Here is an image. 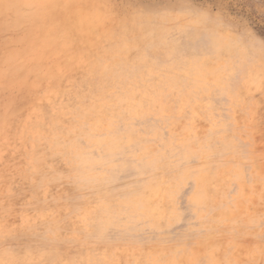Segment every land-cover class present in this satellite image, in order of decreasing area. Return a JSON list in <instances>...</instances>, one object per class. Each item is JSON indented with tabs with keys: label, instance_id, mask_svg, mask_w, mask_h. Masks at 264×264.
Instances as JSON below:
<instances>
[{
	"label": "rangeland",
	"instance_id": "obj_1",
	"mask_svg": "<svg viewBox=\"0 0 264 264\" xmlns=\"http://www.w3.org/2000/svg\"><path fill=\"white\" fill-rule=\"evenodd\" d=\"M1 13L0 264H264V0Z\"/></svg>",
	"mask_w": 264,
	"mask_h": 264
},
{
	"label": "bare ground",
	"instance_id": "obj_2",
	"mask_svg": "<svg viewBox=\"0 0 264 264\" xmlns=\"http://www.w3.org/2000/svg\"><path fill=\"white\" fill-rule=\"evenodd\" d=\"M40 7H41V6H40ZM56 8H57V5H56V4L53 5V6H51V8H50V10H49L50 12H49V13L47 12L48 15H47V14H46V15H47V18L50 16V17H49V22H50V21L54 22V24L52 23V24L54 25V29H53V28H52V29L56 31L55 28L57 27V30H58V32H59L58 25L66 24V22H65L64 20H59V19H57L56 16L58 15V12H57ZM33 10H34V9H33ZM35 10H36V9H35ZM45 11H46V10H45ZM34 13H35V12H34ZM34 13H33V14H34ZM1 14H3V13H1ZM51 14H53V15H51ZM0 16H4V14H3V15H0ZM36 16H37V15H36ZM40 16H41V15H40ZM4 17H5V16H4ZM45 17H46V16H45ZM35 18L38 19L37 17H35ZM5 20H6V19H5ZM23 20H24V17H23ZM43 20H44V19H43ZM47 20H48V19H47ZM36 21H37V20H36ZM6 23H7V22H6ZM6 23H5V24H6ZM50 23H51V22H50ZM69 23H70V22L68 21V24H69ZM7 24H10V23L8 22ZM45 24H46V22L44 23V25H45ZM47 24H48V22H47ZM52 24H50V25L53 27ZM41 25H43V24H41ZM44 25H43V26H44ZM72 25H73V24H71V27L68 25V26H67L68 29H66L65 32H67V31L70 32L69 30L73 31L74 29L77 28V26H76V28H75L74 25H73V26H72ZM2 26H3V25H2ZM45 27H46V26H45ZM65 27H66V25H65L64 27L62 26L61 29H60V30H61L60 32H62V30H64ZM67 27H66V28H67ZM43 29H44V28H43ZM44 32H45V31H44ZM48 32H49V31H48ZM63 32H64V31H63ZM49 33H50V32H49ZM55 34H56V35H55ZM47 35H48V34H47ZM58 35H59V33H58ZM58 35H57V33H54V34H53L54 37H55V36L58 37ZM23 37H24V36H23ZM23 37H22V38H23ZM61 37H63V34H62ZM61 37H60V38H61ZM22 38H21V39H22ZM50 38H51V37H50ZM45 39H46V38H45ZM53 39H54V38H53ZM84 39H85V38H84ZM50 40H51V39H50ZM56 40H58V39H56ZM56 40H55V42H56ZM48 41H49V39H48ZM51 41H53V40H51ZM45 43H46V41H45ZM56 43H57V42H56ZM56 43H55V44H56ZM61 43H62V42H61ZM61 43H60V44L58 43V45H61ZM50 44H51V43H50ZM52 44H54V43H52ZM55 46H56V45H55ZM68 46H69V45H68ZM27 47H28V46H27ZM60 47H61V46H60ZM34 48H35V47H34ZM55 48H56V47H55ZM22 49H23V48H22ZM26 49H27V48H26ZM35 49H36V48H35ZM68 49H69V47L66 48L67 51H65V53H68V54H69V52H70L71 50L69 49V52H68ZM64 50H65V49H64ZM23 51H25V50H23ZM23 51H22V52H23ZM30 51H31V50H30ZM28 52H29V51H28ZM49 52H50V51H49ZM62 52H64V51H62ZM72 52H73V51H72ZM72 52H71V53H72ZM65 53H63V54H65ZM80 53H81V52H79V54H78V53H75V55L77 54V55L79 56V55H81ZM24 54H25V53H24ZM24 54H23V55H24ZM61 54H62V53H61ZM61 54H60V55H61ZM72 54H73V53H72ZM82 54H83V53H82ZM70 55H71V54H70ZM77 55H76V56H77ZM76 56H73V58H72V55H71V61H73L74 57H76ZM78 56H77V59H78V58H81L80 56H79V57H78ZM66 57H67L68 61L70 62V60H69L70 58H68L69 56H66V55H65V60H64V58H62L63 61L67 62ZM3 58H4V57H3ZM55 58H56V57H55ZM30 59H33V57L30 58ZM77 59H76V60H77ZM4 61H5V60H4ZM8 61H9V60H8ZM34 61H35V60H34ZM40 61H41V60H40ZM13 62H14V61H13ZM25 62H26V60H25L23 63H25ZM8 63H9V62H8ZM17 63H18V62H17ZM23 63H22V64H23ZM61 63H62V62H61ZM70 63H71V62H70ZM72 63H73V62H72ZM18 64H20V62H19ZM33 64H34V63H33ZM35 64H36V63H35ZM35 64H34V65H35ZM38 64H40V63H38ZM38 64H37V65H38ZM8 65H9V64H8ZM10 65H11V64H10ZM23 65H24V64H23ZM34 65H33V67H34ZM55 65L57 66V64H55ZM60 65H61V64H60ZM74 65H75V64H74ZM74 65H73V66H74ZM13 66H14V65H13ZM13 66H12V67H13ZM19 66L22 67L21 65H19ZM24 66H25V65H24ZM35 66H36V65H35ZM58 66H59V64H58ZM36 67H37V66H36ZM66 67H67V66H66ZM9 68H10V66H9ZM22 68H24V67H22ZM22 68H21V69H22ZM71 68H72V65H71ZM71 68H70V69H71ZM15 69H16V68H15ZM17 69H18V68H17ZM19 69H20V68H19ZM33 69H34V68H33ZM64 69H65V67H64ZM1 70H2V69H1ZM11 71H12V70H11ZM13 71H14V70H13ZM13 71L10 72V73H13ZM17 71H18V70H17ZM17 71H16V72H17ZM48 71L50 72V70H48ZM8 72H9V70H8ZM8 72H7V75L9 76ZM30 72H31V71H30ZM43 72H44V71H43ZM1 73H2V72H1ZM51 73H52V72H51ZM13 74H14V73H13ZM13 74H11V75H13ZM43 74H44V73H43ZM7 75H5V76H7ZM11 75H10V76H11ZM45 75H46V74H45ZM48 75H49L51 78H54V76H51L49 73H48ZM59 75H60V76H59ZM59 75H58V77H61L62 74L59 73ZM8 76H7V77H8ZM19 77H20V76H19ZM42 77H43V76H42ZM56 77H57V76H56ZM83 77H84V76H83ZM11 78H12V77H11ZM21 78H22V77H21ZM36 78H37V76H36ZM36 78H34V79H36ZM51 78H50V79H51ZM24 79H25V78H24ZM40 79H42V78L40 77ZM24 81H25V80H24ZM3 82H4V81H3ZM7 82H8V81H7ZM10 82H11V81H10ZM36 82H37V81H36ZM0 84H2V83H0ZM25 85H26V84H25ZM29 85H30V84H29ZM23 86H24V85H23ZM34 89H35V88H34ZM23 97H24V96H23ZM23 97H22V98H23ZM22 98H21V99H22ZM25 98H26V97H25ZM13 100H14V99H13ZM17 101H18V100H17ZM13 102L15 103V101H13ZM13 102H12V103H13ZM7 103H8V102H7ZM7 103H6V104H7ZM7 105H8V104H7ZM17 105H18V104H17ZM0 106H1V105H0ZM13 106H15V105H13ZM16 107H17V106H16ZM18 107H19V106H18ZM20 107H21V106H20ZM13 108H14V107H13ZM13 108H12V109H13ZM12 109H11V110H12ZM20 109H21V108H20ZM9 111H10V110H9ZM9 111H8V112H9ZM11 114H12V113H11ZM6 116H7V115H6ZM8 116H9V114H8ZM0 119H1V118H0ZM1 121H2V120H1ZM1 121H0V122H1ZM3 121H4V120H3ZM71 263H72V262H71ZM74 263H75V262H74Z\"/></svg>",
	"mask_w": 264,
	"mask_h": 264
}]
</instances>
